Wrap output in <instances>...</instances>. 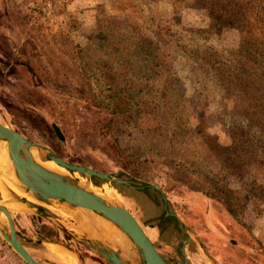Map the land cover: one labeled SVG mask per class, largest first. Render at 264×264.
Returning a JSON list of instances; mask_svg holds the SVG:
<instances>
[{
	"label": "rangeland",
	"instance_id": "374dc122",
	"mask_svg": "<svg viewBox=\"0 0 264 264\" xmlns=\"http://www.w3.org/2000/svg\"><path fill=\"white\" fill-rule=\"evenodd\" d=\"M260 8L264 0H0V122L71 163L133 178L140 189L122 187L124 205L173 261H181L183 232L174 218L160 217L150 186L168 194L190 229V263L264 264V166L257 164L264 160V65L252 61L261 59L259 43L246 40L258 42L251 26ZM113 28L119 34L108 45L130 49L109 57L129 89L115 100L100 57ZM244 130L259 157L239 163L232 154L243 165L233 170L223 147ZM44 205L71 231L78 227L62 204ZM14 216L17 229L36 239L39 249L27 247L43 263L62 264L58 248L49 252L46 244L56 242L79 264H109L67 238L41 241L37 228L53 226L34 210ZM160 218L169 242L146 226ZM0 264H26L1 234Z\"/></svg>",
	"mask_w": 264,
	"mask_h": 264
},
{
	"label": "water",
	"instance_id": "95a60500",
	"mask_svg": "<svg viewBox=\"0 0 264 264\" xmlns=\"http://www.w3.org/2000/svg\"><path fill=\"white\" fill-rule=\"evenodd\" d=\"M56 131L62 138V135L57 128ZM0 139L6 140L8 142L9 154L15 167V173L23 186L27 188L29 192H32L35 198L41 202L44 201L45 203H60L67 210L77 207L87 208L97 212L107 220L111 221L122 232H124L133 243V250L135 251L136 255L134 259L135 263L125 260L120 251L111 248L106 242L91 239L87 235L71 231L55 216L45 212L43 208L35 206L34 203H31L28 200L24 201L12 198V202L15 201L25 204L27 208L34 210V212L39 215H42L59 229L70 235L72 238L90 245L102 257L112 264H167L153 242L148 237L141 223L123 203H111L104 199L105 196H98L93 191H90L88 187L90 185L98 187L96 185L97 183L94 184L91 181V178L95 177L98 180L103 181L102 186L104 184H108L109 182L123 184L135 189L140 188L134 187L129 182L117 179V176L119 175L111 176L110 174H104L82 166L70 164L57 157L51 150L41 147L46 152L43 156L44 161H54L59 166L65 168L71 175H62L57 172L50 171L35 161L31 153V148L37 147V145L33 144L27 138L10 129L9 127L3 125L1 122ZM76 173L87 176V178H85L86 181L84 185H81L79 180V178L82 176H72V174ZM141 189L146 188L143 187ZM3 215H5V217ZM181 226L183 228L182 223ZM0 234L7 244L12 248V250L26 264H45L40 259L35 257L30 249L20 241L19 237L21 234L15 227L10 210L1 203V199ZM28 241L30 240L28 239ZM49 243L62 245L56 242H47L46 244L48 245ZM186 247L187 242L184 243V249ZM185 258L187 262L188 258Z\"/></svg>",
	"mask_w": 264,
	"mask_h": 264
},
{
	"label": "bare ground",
	"instance_id": "6f19581e",
	"mask_svg": "<svg viewBox=\"0 0 264 264\" xmlns=\"http://www.w3.org/2000/svg\"><path fill=\"white\" fill-rule=\"evenodd\" d=\"M37 145V144H35ZM41 145H37V147L31 148V153L35 159V161L43 166L44 168L57 172L62 175H71L65 168L59 166L54 161H44L43 156L46 153ZM85 179V178H83ZM0 181L1 186L4 188L5 192L8 195L6 200L1 199V203L4 204L11 212H18L20 210L27 209V206L21 202H12V193L14 192L22 198L27 199L29 202L40 205L42 204L37 198L34 197L32 192H27L17 177L15 173V167L13 161L9 154V145L6 140L0 139ZM80 184L84 185L85 180H80ZM93 186V187H92ZM89 186V190L93 191L98 196H105V200L111 203H123L124 197L117 193L111 187L105 189H99L98 187L92 185ZM112 190L114 193H105L102 191ZM29 191V190H28ZM101 191V192H100ZM11 201V202H10ZM44 203V202H43ZM50 204V203H49ZM46 205V204H45ZM58 205V204H54ZM53 205V206H54ZM48 207V206H47ZM63 208V206L61 205ZM60 207V208H61ZM65 207L61 212L73 220L76 221L78 227H75L76 233L87 235L91 239L101 240L106 242L111 248L118 250L121 252V255L125 260H129L135 263V251L133 250L134 245L128 236L122 232L115 224L111 221L107 220L97 212L77 207L71 210H66ZM5 217V215H3ZM74 228V227H73ZM48 246L51 248H58L54 250V254L57 257V260L62 264H78V258L76 254L68 250L62 245L49 243Z\"/></svg>",
	"mask_w": 264,
	"mask_h": 264
},
{
	"label": "flooded vegetation",
	"instance_id": "af4514ba",
	"mask_svg": "<svg viewBox=\"0 0 264 264\" xmlns=\"http://www.w3.org/2000/svg\"><path fill=\"white\" fill-rule=\"evenodd\" d=\"M25 103V102H24ZM53 131H54V133L56 134V136L59 138V140H62V141H64V139H65V135H64V132H63V130H62V128L59 126V125H56V124H54L53 126ZM56 128L60 131V133H61V135H62V138L58 135V133H57V131H56ZM10 129H12V128H10ZM12 130H14L15 132H17V133H19L20 135H22V136H24L25 138H27L30 142H32L33 144H37V143H34L27 135H25V134H23V133H21L20 131H18V130H16V129H12ZM37 145H40V144H37ZM42 147H44V148H47V149H49V150H51L57 157H59V158H61L62 160H64V161H66V162H68V163H70V164H73V165H78V166H82V167H85V168H88V169H91V170H94V171H97V172H100V173H104V174H110L111 176H115V175H117V174H119V176H117V179H120V180H123V181H126V182H129V183H133V178H130L129 176L127 177L126 175H124V174H122V173H107V172H103V171H100V170H98V169H95V168H93V167H88V166H83V165H79V164H75V163H71L70 161H68V160H66V159H64V158H62V157H60L57 153H55V151L52 149V148H50L49 146H43V145H41ZM83 177H85V178H87V176L86 175H84V174H81ZM81 179H83V178H81ZM83 180H85V179H83ZM86 181V180H85ZM91 181L92 182H94V183H97V181H99L97 178H95V177H92L91 178ZM114 184V186H115V188H113L116 192L118 191L119 192V194H121L123 197H124V199H125V201H127V196H126V194H124V192L122 191V187H124V188H127V186H125V185H123V184H119V183H113ZM135 185V184H134ZM0 186H1V181H0ZM90 186H92V185H90ZM2 187V186H1ZM93 187V186H92ZM25 188V187H24ZM103 188V186L101 187V188H99V189H102ZM150 189H153L156 193H158V195L160 196V200H161V203H162V214L160 215V217H162L163 216V218L165 219L166 217H172V218H174L175 220H176V222L178 223V229L180 230V231H182L183 233V239L182 238H180V240H179V245L177 246V253L179 254V258H180V260L181 261H173L172 259H170L169 258V256H167L163 251H162V249H161V247H160V244H158L155 240H153L152 238H151V236L150 235H148V233H147V235H148V237L150 238V240L153 242V244L155 245V247L157 248V250L159 251V253H160V255L162 256V258L166 261V263L167 264H192V263H190L189 261H187L186 262V258L185 257H187L186 256V250H187V248H190V246H191V244H192V238H191V235L189 234V232H190V229L188 228V226L186 225V223H184L183 221H182V218H181V216L179 215V213L177 212V210H173V202L171 201V199H169V196H168V194H165L163 191H161L159 188H157V187H154V186H150L149 187ZM2 189H3V191H4V194L6 195V199L8 198V195H7V193L5 192V190H4V188L2 187ZM2 189L0 188V199H4V194H3V192H2ZM25 190L27 191V192H29L28 191V189L27 188H25ZM101 192V191H100ZM117 192V193H118ZM13 195H15L16 196V198L17 199H19V200H27V199H25V198H22V197H20L19 195H17L16 193H14V192H11ZM107 193H114V192H107ZM5 199V200H6ZM41 202V201H40ZM44 202V201H43ZM43 202H41L42 204H40V205H37V204H34L35 206H39V207H41V208H43V210L45 211V212H50L46 207H45V205H44V203ZM165 209H166V211H165ZM11 212V211H10ZM14 213H18V212H11V215H12V217H13V221H14V224H15V227H16V229L18 228V222H19V220L14 216ZM134 216L136 217V215L134 214ZM160 221H161V218L159 219V220H157V222L156 223H154L153 225H150V224H146V226L147 227H150V229L151 230H153V235H155V230L157 229V230H159V232H160V235H159V238H161L162 236H163V238L166 240V238L165 237H167V235H168V232H169V230H162V228L160 227L161 225H160ZM48 223H50V225H52L51 227H52V229H50V228H47L45 225L43 226V227H39V228H37L38 230H39V234H41L42 235V237L40 238L41 239V241H44V240H46V239H52V238H55V239H57V238H63L64 240L67 238V239H69L70 241H74V242H76L77 244H83V245H86L88 248H90V249H93L90 245H88V244H86V243H83V242H80V241H78V240H76V239H74V238H72L70 235H68L67 233H65L63 230H61V229H59L58 227H55L54 228V226L55 225H53L51 222H49L48 221ZM181 223L183 224V228H182V226H181ZM173 225V224H172ZM32 226V225H31ZM37 226V225H36ZM174 226V228H176L175 227V225H173ZM19 229H17V231H18ZM54 231H56V235H55V233H54ZM189 231V232H188ZM20 234H21V236L19 237V239H20V241L24 244V245H26V246H30V247H33V248H35V249H39V246L38 245H36L35 244V241H36V239L34 238V237H26L24 234H23V232H21L20 230L18 231ZM174 232V234H176L175 233V231H173ZM188 234H187V233ZM170 234V233H169ZM154 237V236H153ZM28 239L30 240V241H28ZM167 242H169L168 240H166ZM185 242H187V247L184 249V243ZM165 247H170L171 248V245L170 244H166L165 245ZM94 250V249H93ZM188 258V257H187ZM102 259H104V260H106L104 257H102ZM109 264H112L111 262H109L108 260H106Z\"/></svg>",
	"mask_w": 264,
	"mask_h": 264
},
{
	"label": "trees",
	"instance_id": "16d2710c",
	"mask_svg": "<svg viewBox=\"0 0 264 264\" xmlns=\"http://www.w3.org/2000/svg\"><path fill=\"white\" fill-rule=\"evenodd\" d=\"M248 9L245 10H241V11H247ZM258 18L256 19V21L254 23H252V31H254V33H257L259 35V38H257L258 42L256 43L254 41V39H246L247 42H249L251 45H253L255 48L258 47V43H259V51H260V58H253V62L258 64V65H264V8H260L258 13H257ZM110 31L113 33H110ZM105 35H103L104 37V41H105V51L101 53L100 57H104V60L102 61V68L106 71V76H107V89L108 91L111 93V98L113 100H115L116 98H120L121 95H123L125 93V95H127L128 93H126L127 91H129V89L127 87L122 88V84L119 82L118 77H116V75L113 72V65L111 63V61L109 60L110 56H121V57H125L126 55L123 53L129 52L130 49L126 50L124 52L123 50H119L118 47H116L115 45H108V38H110L112 35L115 34H119L118 30L116 28L110 29V30H106ZM256 40V41H257ZM123 52L118 54L119 52ZM130 53V52H129ZM129 66V68L133 67L132 63H128L127 67ZM148 87H150V84H146ZM134 87V88H133ZM130 91H136L137 89V85H134ZM168 87L165 86L164 91H163V95L165 96L164 99H166V93H167V89ZM141 94H143V92H141L140 90H138ZM129 95L130 92H129ZM132 96V95H131ZM231 145L227 146L226 148L223 147V150L225 152L228 153V157L226 158V160L224 161V163H228L229 167L232 168L233 170L238 168L240 170V168H243V165L239 167V164L236 163L235 161L232 159V154L236 155V160L239 163H245L246 159L245 157H249V155H251L254 159L256 157H259L258 152H256L257 147H255V150L253 149V146L255 145V137L251 134V132L249 130H244L240 135H237V137L231 135ZM246 139L245 141H242L243 139ZM248 147V148H247ZM251 150V153L248 152V150ZM244 154H246L244 156ZM257 164L258 166H264V160H257ZM241 165V164H240ZM243 170V169H242Z\"/></svg>",
	"mask_w": 264,
	"mask_h": 264
},
{
	"label": "crops",
	"instance_id": "0c3cea01",
	"mask_svg": "<svg viewBox=\"0 0 264 264\" xmlns=\"http://www.w3.org/2000/svg\"><path fill=\"white\" fill-rule=\"evenodd\" d=\"M49 252H50V246H49ZM39 259V258H38ZM79 264V263H78Z\"/></svg>",
	"mask_w": 264,
	"mask_h": 264
}]
</instances>
